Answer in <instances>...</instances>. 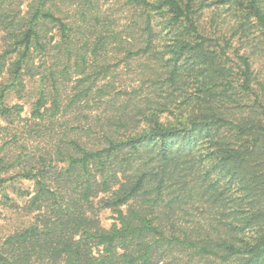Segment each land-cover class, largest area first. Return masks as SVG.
<instances>
[{"label":"trees","instance_id":"1","mask_svg":"<svg viewBox=\"0 0 264 264\" xmlns=\"http://www.w3.org/2000/svg\"><path fill=\"white\" fill-rule=\"evenodd\" d=\"M14 1L0 204L19 223L0 264H264V0H126L120 30L102 0ZM137 57L147 73L119 89Z\"/></svg>","mask_w":264,"mask_h":264},{"label":"rangeland","instance_id":"2","mask_svg":"<svg viewBox=\"0 0 264 264\" xmlns=\"http://www.w3.org/2000/svg\"><path fill=\"white\" fill-rule=\"evenodd\" d=\"M102 0V8H103V15L108 16L110 18V21H113L112 27L120 30L125 29L132 21V8L129 5H126V0H108L104 1ZM20 2V0H15L13 5H17ZM26 3L23 5L24 10L26 9ZM61 9L64 10H70L72 9V5L70 3H67L66 5L59 6ZM209 15L207 13L206 19L209 20ZM1 43V42H0ZM145 57L142 58H135L132 59L129 63L122 62L117 68H115V84L120 89V87L127 86L128 89H131L134 86L140 85L141 81L140 79L144 77V74L147 73L146 67H145ZM5 76L0 75V81H5ZM123 85V86H122ZM72 86V84H71ZM10 102L17 101L16 94H12L10 99ZM21 103H25V111L23 112L24 116H29L31 111V105H30V99H21L19 100ZM4 121L2 120V117L0 116V124H3ZM20 187H23V189H32L33 183L32 181L28 180H21L17 184ZM9 194L11 197H13L16 201L23 203L24 199H21L17 193L13 191L12 187L8 188ZM1 199V195H0ZM0 209L3 210V216L0 217V236H3L5 233L9 232L11 229H13L18 223L19 220L16 219V212H13L11 209H4L2 204H0ZM10 214L12 216V219H10ZM17 214V213H16ZM102 223L106 227H110L111 223L114 222V219L112 218V212L110 210H105L101 214Z\"/></svg>","mask_w":264,"mask_h":264}]
</instances>
